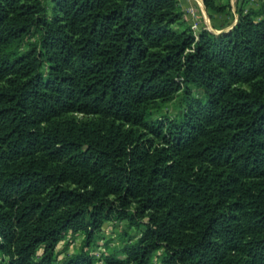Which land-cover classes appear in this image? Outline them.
<instances>
[{"label": "trees", "instance_id": "trees-1", "mask_svg": "<svg viewBox=\"0 0 264 264\" xmlns=\"http://www.w3.org/2000/svg\"><path fill=\"white\" fill-rule=\"evenodd\" d=\"M237 12L0 0V264H95L110 220L140 233L105 264H264V1Z\"/></svg>", "mask_w": 264, "mask_h": 264}, {"label": "rangeland", "instance_id": "rangeland-1", "mask_svg": "<svg viewBox=\"0 0 264 264\" xmlns=\"http://www.w3.org/2000/svg\"><path fill=\"white\" fill-rule=\"evenodd\" d=\"M263 1L264 0L218 1L221 5H227L226 11L224 13H213L210 15L207 12L203 0H181L184 19L188 24L192 25V23L195 22L198 25V31L201 26H206L208 29L217 33L229 30L233 27L238 20V7L245 9L257 7ZM192 12L195 13L193 16ZM169 108H173L172 110H174L175 105L170 104ZM178 109L179 107H177V110ZM139 233L138 229L128 227L126 221H106L98 241L89 249L90 254L95 258V264H105V257L112 256L113 254H116V258L122 263H125L127 255L121 252V250L128 242L133 243L139 236ZM83 240L84 234L82 233H66L57 245L59 262L61 263L68 255L80 250L83 245ZM40 253H42V250L39 251V254ZM3 259L9 261V256H6L4 251L0 250V261Z\"/></svg>", "mask_w": 264, "mask_h": 264}, {"label": "built area", "instance_id": "built-area-1", "mask_svg": "<svg viewBox=\"0 0 264 264\" xmlns=\"http://www.w3.org/2000/svg\"><path fill=\"white\" fill-rule=\"evenodd\" d=\"M194 14H195V13H194V12H192V16H193ZM191 26H192V28H193L194 32H195V33H197V31H198V30H197V28H198V25H197L195 22H193Z\"/></svg>", "mask_w": 264, "mask_h": 264}, {"label": "water", "instance_id": "water-1", "mask_svg": "<svg viewBox=\"0 0 264 264\" xmlns=\"http://www.w3.org/2000/svg\"><path fill=\"white\" fill-rule=\"evenodd\" d=\"M220 32H222V31H220ZM220 32H219V33H220Z\"/></svg>", "mask_w": 264, "mask_h": 264}]
</instances>
